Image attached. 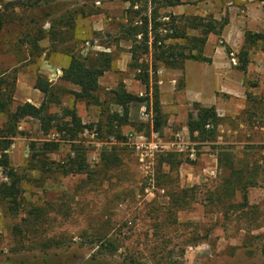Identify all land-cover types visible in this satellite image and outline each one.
<instances>
[{
  "label": "rangeland",
  "instance_id": "rangeland-1",
  "mask_svg": "<svg viewBox=\"0 0 264 264\" xmlns=\"http://www.w3.org/2000/svg\"><path fill=\"white\" fill-rule=\"evenodd\" d=\"M46 1L37 9L24 11L15 6L5 7L16 0H0V13L4 11L10 16L0 36V72L17 71L15 91L21 78L22 94H30L31 103H28L39 106L42 100L33 97L31 87V80L38 75L47 77L55 86L78 91L73 85L57 81L58 74L52 69V73L48 72L45 64L49 62L50 68L61 66V58L69 60L70 53L92 56L116 45L118 50L111 51L113 67L99 81L98 99L103 105L86 106L75 102L71 95L62 94L60 103L50 112H57L61 118L62 110L70 108L82 124H97L103 117V108L108 105L110 91L120 83L127 92L145 101L131 105L129 124L121 127L122 139L97 133L95 125L92 130L78 135L74 143L85 150L86 174L64 176L61 173L62 161L73 157L71 142L55 132L43 136L35 120L24 118L18 122L19 134L13 138L7 154L22 181L14 204L0 200V264H264L261 254L263 190L250 189L248 209L232 214L227 211L230 217L225 220L221 216L225 209L209 207L203 201L205 191L219 179L217 147H232L234 153L243 156L245 146L264 144V39L251 46L244 44L247 33H264V0L201 3L186 0L195 8L191 12L182 8L175 13V16L210 15L216 20L228 21L219 36H208L209 49L212 54L221 55V60L215 59H219L228 72L230 69L236 72L231 73L234 76L220 73L224 81L236 82L240 91L238 95L216 92L220 96L216 111L220 125L212 142L198 141L196 135L191 136L188 131L187 115L195 112L194 105L198 103H194L189 94L185 96L184 78L179 70H175L174 75L173 70L159 68L148 84L142 83L137 71L129 68L130 56L119 52V39L92 32L85 18H72L71 23L66 20L69 35L64 41L46 47L45 23L48 22L50 28V21L59 18L60 9L66 6L64 2L49 4L52 0ZM46 12L50 14L48 17ZM164 14L167 11H161V15ZM31 19L38 24L30 23ZM161 21L169 22L168 19ZM37 29L44 34L33 44L31 37ZM113 29L117 30L118 26L112 25ZM74 31L78 33L74 35ZM159 33L165 36L168 32ZM45 48L48 49L43 55ZM243 54L248 58L245 72L239 70ZM144 57L150 62L149 55ZM155 91L163 115L160 131H154ZM18 101L14 99V106L21 103ZM3 122L4 117L0 116V127ZM131 132L144 136L152 132L168 144L181 140L187 151L174 154L180 155L185 163L174 170L166 166L161 169L160 156L172 153L165 152L158 154L150 170H146L125 146L126 135ZM31 141L59 143L58 150L48 156V165L43 170H26ZM190 150L194 151L193 158L189 157ZM103 154L110 162L101 160ZM203 169L215 170L214 177L205 176ZM151 178L156 188L152 194L146 192ZM4 182L8 181L0 168V184ZM192 187L196 188L194 199H189L179 209L168 206L169 191ZM239 202L238 194L235 203ZM193 236L204 238L190 243Z\"/></svg>",
  "mask_w": 264,
  "mask_h": 264
},
{
  "label": "trees",
  "instance_id": "trees-1",
  "mask_svg": "<svg viewBox=\"0 0 264 264\" xmlns=\"http://www.w3.org/2000/svg\"><path fill=\"white\" fill-rule=\"evenodd\" d=\"M197 1L201 3L209 0ZM46 2V0H16V2L6 4L5 7L15 6L24 11H30L39 8ZM145 2L139 10L129 9L127 23L122 26L121 30L122 37L131 43L129 68L132 71H137V78L142 83L148 84L149 76L156 75L161 67L170 70H183L187 61L207 64L211 62L204 56L203 51L208 36H219L227 26L228 21L225 18L216 20L210 15H161L162 10L180 6L181 0H145ZM147 4H150L151 7L149 14L147 13ZM49 15V13H45V16L48 17ZM8 17H10L9 14H5L4 11L0 13V36ZM163 17H168L169 22H162ZM68 19L71 23V16H59V18L50 21V29L46 35L51 45H55L54 43H58V41H64V38L69 35V26L66 23ZM31 22L35 25L38 24L34 19H31ZM162 30L168 33L165 36H160L159 32ZM43 34L42 30L37 29L34 36L31 37V42L36 44L37 40L43 37ZM262 39H264V33H247L244 44L251 46ZM27 43H29L28 40ZM148 55L150 62L144 60V56ZM68 59L67 66L62 70L60 80L77 87L78 91H70L55 86L47 77L38 75L35 78L33 88L43 96L39 106L27 102L14 106L17 71L0 72V116L4 117V122L0 127V168L8 181L0 184V200L2 202L14 204L19 195L22 178L18 171L11 166L7 151L12 145L13 138L19 134L18 122L21 119L28 118L37 121L39 132L43 136L55 132L63 139L71 142L73 157L62 161V175L86 174L88 165L85 150L82 146L74 143L78 135L83 134L85 130H92L93 125H95L97 133L117 140L122 139L121 127L129 124L131 105L145 101L127 92L124 85L120 83L110 91L108 105L103 108V117L99 119L97 124L90 126L82 124L76 112L70 108L62 110V117L58 118L57 112H50V109L53 106L57 107L62 94H69L75 102L84 103L86 106H102L103 103L98 99L99 81L106 72L112 69L114 62L112 53L102 52L92 56L70 53ZM240 63L239 70L245 72L248 65L247 54L242 55ZM153 97L154 131H160L163 125V115L156 91ZM111 107H114L115 110H110ZM194 108L195 112H189L187 115V128L190 135H196L195 139L201 142L215 141L217 128L220 125V118L215 108L203 107L199 104H195ZM28 148L30 154L25 167L27 171L31 172L43 170L48 165L47 158L58 150L59 143L31 141ZM239 154L234 153L232 147H217L219 179L204 193L203 201H206L207 206L225 209L221 213L224 220L230 217L228 212L232 214L248 209V191L250 189L259 188L264 192V144L245 146L243 156ZM101 160L110 162L105 158V154L101 156ZM183 163L185 161L180 158V155L171 153L160 156L158 165L161 169L166 166L169 170H174ZM195 190L196 188L192 187L169 191L167 193L168 206L181 208L182 204L195 198ZM238 194L240 195V202L236 204L235 199ZM203 238L193 236L190 243H197ZM261 254L264 260V244L261 248ZM22 264L29 263L23 262Z\"/></svg>",
  "mask_w": 264,
  "mask_h": 264
},
{
  "label": "crops",
  "instance_id": "crops-1",
  "mask_svg": "<svg viewBox=\"0 0 264 264\" xmlns=\"http://www.w3.org/2000/svg\"><path fill=\"white\" fill-rule=\"evenodd\" d=\"M5 2L14 1V0H4ZM186 0H181L182 4L180 6H176L173 8H167L168 15H176L177 10H182L191 12V9L195 6H191L190 3L185 2ZM66 3V6L61 8L59 16H71L72 18L78 19H84L86 21V25L91 26L92 32L102 33L101 35H104L105 37H115L119 39V52H122L121 54H125V56H130V48L131 43L127 41L124 37H122L121 30L122 26L127 23V12L130 8H132L134 11L139 10L141 6L143 7L146 3L145 0H52L49 4H58V3ZM148 2V1H147ZM133 4V5H132ZM190 4V7H186ZM150 4H147V13H150ZM145 14V12H144ZM143 14V15H144ZM167 15V16H168ZM186 16V15H185ZM196 16V15H195ZM203 16V15H199ZM169 17V16H168ZM168 17H163L161 20L168 19ZM112 25L118 26V29L112 30ZM45 28L46 34L49 31V23L46 22ZM76 31H74V35H76ZM48 38V37H47ZM139 38V37H138ZM45 46L50 47L51 42L48 39H45ZM209 42L210 37L207 39V43L204 48V55L205 57H208L211 59V63H200V62H193V61H187L184 64L183 70H179L180 73L183 74L184 78V91L185 96L187 97L188 94L190 95L191 99L194 101V103H198L199 105L203 107H210L214 106L215 110L218 111V103L220 96L216 94L218 93H224L225 95H235L239 93L240 89L237 87V83L234 81L228 82L224 81L222 78V73H229V75H233L235 71L230 69L226 70L222 63H220V54L217 55L212 54V50L209 49ZM48 48H45L43 51V55H45V52ZM118 50L115 46H110L104 48V53H112L111 51ZM215 57H214V56ZM219 59H215V58ZM61 66H54L50 68L49 62L45 64V68L48 69V72L55 71V74L57 73V81H60L61 83H65L60 80V77L62 75V70L67 66L68 60H65L64 58H61ZM218 62V63H216ZM162 68V67H161ZM52 69V70H50ZM164 69V68H162ZM182 71V72H181ZM174 75H176V71H171ZM222 72V73H220ZM233 73V74H231ZM236 73V72H235ZM239 73V72H238ZM179 75V74H178ZM234 76V75H233ZM151 75L149 76L150 80ZM232 77V76H231ZM239 78L238 76H236ZM20 79L17 81L16 91H15V100H19L18 102L21 103H31V99L29 98L30 94L23 93L22 94V86L19 84ZM35 80H31V87L33 88ZM213 86V87H212ZM214 88H217L216 90ZM213 89V90H212ZM33 97L38 98L39 101L42 100L41 94L37 92L33 88ZM168 91V89H167ZM226 91V92H225ZM233 93V94H231ZM23 95V97H22ZM33 105V104H32ZM151 134H154L151 132Z\"/></svg>",
  "mask_w": 264,
  "mask_h": 264
},
{
  "label": "built area",
  "instance_id": "built-area-1",
  "mask_svg": "<svg viewBox=\"0 0 264 264\" xmlns=\"http://www.w3.org/2000/svg\"><path fill=\"white\" fill-rule=\"evenodd\" d=\"M1 7V5H0ZM143 116H147L143 113ZM125 146L129 148L138 160L143 164L142 166L146 170H150L155 157L158 154L165 152L172 153H183L187 151V146L181 142V140L175 141L174 143L168 144L165 143L160 137L156 134H150L149 136H144L142 134L131 132L126 135ZM189 157H194V151H188ZM148 173V172H147ZM202 173L208 177H214L215 170L203 169ZM154 179H149L147 182L146 192L152 194V191L155 190ZM160 193H164L163 190H160Z\"/></svg>",
  "mask_w": 264,
  "mask_h": 264
}]
</instances>
